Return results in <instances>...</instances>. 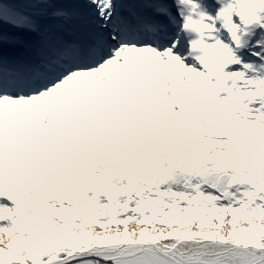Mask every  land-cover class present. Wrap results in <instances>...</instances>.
Masks as SVG:
<instances>
[{"label": "snow or ice", "instance_id": "1", "mask_svg": "<svg viewBox=\"0 0 264 264\" xmlns=\"http://www.w3.org/2000/svg\"><path fill=\"white\" fill-rule=\"evenodd\" d=\"M0 264H264V0H0Z\"/></svg>", "mask_w": 264, "mask_h": 264}]
</instances>
